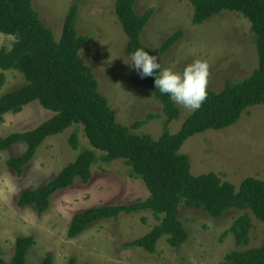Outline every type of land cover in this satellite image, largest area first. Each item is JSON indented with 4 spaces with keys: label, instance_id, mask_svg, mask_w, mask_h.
I'll list each match as a JSON object with an SVG mask.
<instances>
[{
    "label": "rangeland",
    "instance_id": "obj_1",
    "mask_svg": "<svg viewBox=\"0 0 264 264\" xmlns=\"http://www.w3.org/2000/svg\"><path fill=\"white\" fill-rule=\"evenodd\" d=\"M78 6L77 31L88 36L80 56L97 81L98 92L115 112L117 123L131 127L142 122L132 133L158 140L163 133L165 115L160 102L135 70L126 63L127 37L115 15V0H32V7L54 39L59 40L63 20L70 6ZM136 13L152 10L143 29L142 43L150 50L160 47L170 36L181 32L178 41L160 58L161 68L182 71L194 60L206 61L209 76L207 90L219 92L226 81H241L257 67L255 36L250 23L242 15L222 11L201 25L192 22V6L187 0H137ZM14 38L0 34V49L11 48ZM25 83L16 71L5 72L0 97ZM180 114L167 126L176 134L193 112L177 105ZM54 114L33 102L18 114H6L0 121V140L13 133L33 130ZM76 135L78 149L71 148ZM90 149L81 127H72L47 138L19 176L8 169L7 160L21 156L24 143L0 151V257L8 262L17 238L31 237L34 245L26 256L27 264H40L51 257L53 264H222L224 256L236 249L231 235L222 234L243 212L232 210L215 219L204 212L181 206L178 219L188 239L179 248L167 245L165 237L149 254L125 244L147 234L158 220L150 212L120 214L117 220L91 224L76 238L67 235L72 217L90 207L122 205L144 200L148 191L141 180L120 160L98 162L92 166L88 183L74 184L58 191L50 199L46 212L31 207L21 208L18 199L27 190L46 185L77 155ZM101 155L99 151H96ZM189 160L192 176L214 173L236 188L249 177L264 180V106L249 108L238 122L226 129L196 134L188 138L178 151ZM253 229L244 249L259 247L263 241V225L251 214Z\"/></svg>",
    "mask_w": 264,
    "mask_h": 264
},
{
    "label": "trees",
    "instance_id": "obj_2",
    "mask_svg": "<svg viewBox=\"0 0 264 264\" xmlns=\"http://www.w3.org/2000/svg\"><path fill=\"white\" fill-rule=\"evenodd\" d=\"M136 1L115 0L114 3V15L127 37L125 54L130 57L135 49L143 48L156 55L159 62L164 52L178 41L181 32L150 50L142 43L141 35L152 10L136 13ZM187 1L192 6L195 25L222 11L240 14L248 20L255 36L257 67L241 81H226L219 92L207 90L201 108L193 111L174 135L168 134L167 126L180 114L177 104L160 94L154 86V77L144 78L165 115L163 133L158 140H153L148 135L132 133L142 122H135L131 127L117 123L115 112L98 92L95 76L80 56L88 36L77 31L76 3L69 7L56 41L51 29L33 9L32 0H0V34L14 38L11 48L0 49V89L5 84L7 71L18 72L25 81L23 86L0 97V121L6 114H18L33 102L54 114L33 130L1 139L0 151L18 143L26 145L21 156L6 162L8 169L20 176L47 138L81 127L90 149L80 152L43 187L22 193L18 199L21 208L33 206L42 214L58 191L71 187L75 180L88 183L93 165L120 160L130 168V175L143 182L148 197L128 204L94 206L76 213L68 226L69 238L78 237L96 222L117 220L120 214L150 212L158 224L125 246L154 254L157 242L163 237L171 248H179L187 241L188 234L178 219L181 206L200 210L215 219L237 210L243 214L221 236L222 239L231 235L236 249L224 256L222 264H264V238L259 247L244 249L253 229L250 214L263 225L264 235V180L249 177L236 188L214 173L192 176L188 158L178 154L188 138L208 130L226 129L236 124L249 108L264 106V0ZM69 142L76 151L75 134ZM33 245L31 237L17 238L12 258L6 262L0 257V264H27L26 256ZM40 264H53L52 258L46 257ZM67 264L75 261L70 259Z\"/></svg>",
    "mask_w": 264,
    "mask_h": 264
},
{
    "label": "clouds",
    "instance_id": "obj_3",
    "mask_svg": "<svg viewBox=\"0 0 264 264\" xmlns=\"http://www.w3.org/2000/svg\"><path fill=\"white\" fill-rule=\"evenodd\" d=\"M143 79L154 77V86L161 95L189 111L199 110L207 98L208 64L206 61L194 60L182 71L172 68H161L156 55L143 48L135 49L130 55V63H126Z\"/></svg>",
    "mask_w": 264,
    "mask_h": 264
}]
</instances>
